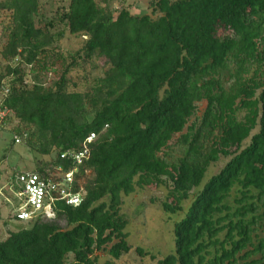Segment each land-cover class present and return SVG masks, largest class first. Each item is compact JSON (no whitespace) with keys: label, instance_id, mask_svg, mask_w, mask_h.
<instances>
[{"label":"trees","instance_id":"1","mask_svg":"<svg viewBox=\"0 0 264 264\" xmlns=\"http://www.w3.org/2000/svg\"><path fill=\"white\" fill-rule=\"evenodd\" d=\"M149 8L159 17L69 0L60 22L83 44L66 64L53 52L63 32L35 22L38 0L0 2L10 14L1 57L18 61L0 75V92L8 88L0 104L26 131L29 149L55 155L34 172L67 173L72 165L59 155L96 136L75 176L80 205L57 202L54 219L9 233L0 264H65L68 256L69 264H98L96 253H128L122 196L167 187L163 211L175 215L221 158L227 163L173 225V253L158 263L264 264V0H153ZM95 57L110 68L85 92L70 91L69 71ZM48 74L58 78L45 86ZM176 136L182 155L172 162Z\"/></svg>","mask_w":264,"mask_h":264},{"label":"rangeland","instance_id":"2","mask_svg":"<svg viewBox=\"0 0 264 264\" xmlns=\"http://www.w3.org/2000/svg\"><path fill=\"white\" fill-rule=\"evenodd\" d=\"M2 1L4 0H0V2ZM116 1L120 2L122 7L116 9L117 4H115L113 5L115 9L111 7L110 9L117 10V12L121 9L128 10L127 7H124L125 0ZM138 1L141 3L140 8L134 14L138 16L149 15L151 19L159 17L158 14L152 15L151 9L146 8L151 0ZM95 2L98 5L102 4V0H95ZM68 4L69 0H38L39 16L35 19L36 24L40 26L51 23L52 28L49 30L52 33L63 32V38L55 43L53 52L61 54L65 58L66 64L71 62L72 58L75 57V53L83 44L82 38L70 36L60 22V16L67 11ZM9 24L10 14L0 12V75L5 74L7 66L14 67L18 63L17 60L5 61L1 57V51L7 41L8 32L6 29ZM77 64L68 74L70 80L69 90L75 92H85L94 79L103 77L104 73L110 68L103 58L96 57L86 63L78 60ZM55 68L60 73V67L55 65ZM24 69L25 72L28 71V69ZM57 78L58 74H48L41 81L45 83V86H50ZM24 80L28 85L31 84L30 77H25ZM9 82L10 79L6 78L2 85H8ZM2 99L3 96L0 92V103ZM204 108L205 102L197 105L196 118H200ZM16 128L22 131V135H27L24 128L19 126L12 117L0 128V241L6 239L9 233L29 226V224L10 221L13 211L18 205L17 199L13 198L10 187H8L12 175L18 172H34L37 167L49 164L55 159L53 153L49 156H42L29 149L25 145V140L20 144H14L12 135L15 134L14 130ZM255 133H257V130L253 131L251 135ZM178 138V136L174 137L170 143L168 160L172 162L182 155L181 150L175 145ZM248 144L249 139L243 143V148ZM227 161V159L221 158L217 163L210 165L200 186L191 191L189 199L182 203V211L175 215L163 211V204L171 203L167 187L137 188L132 195L122 196L120 214L127 221L124 233L127 234L126 242L131 249L128 253H121L120 255H115L109 249L96 253L98 264H159V261L172 254L174 249L173 225L183 219L197 194L209 179L224 167ZM7 198L8 200H5ZM230 199L233 200V198ZM104 202L108 203V199H105ZM259 233L260 236H264L263 230ZM219 238L222 239V235ZM136 249H140L143 255L139 256L135 251ZM71 261L72 256H68L65 264H69Z\"/></svg>","mask_w":264,"mask_h":264},{"label":"built area","instance_id":"3","mask_svg":"<svg viewBox=\"0 0 264 264\" xmlns=\"http://www.w3.org/2000/svg\"><path fill=\"white\" fill-rule=\"evenodd\" d=\"M1 93L5 97L8 88L3 86ZM10 116L11 112L0 104V128L7 123ZM26 138V134L12 135L14 144H20ZM95 138V134H90L79 150H67L59 155L61 160L72 165L71 170L67 173L63 172L61 167L47 168L41 172L14 173L8 187H10L13 198L17 199L18 205L14 209L11 219L25 224L38 218L54 219V206L57 202L78 207L85 194L82 190L78 193L72 191L74 183L79 184L75 181V176L79 172V168L89 160V146Z\"/></svg>","mask_w":264,"mask_h":264},{"label":"crops","instance_id":"4","mask_svg":"<svg viewBox=\"0 0 264 264\" xmlns=\"http://www.w3.org/2000/svg\"><path fill=\"white\" fill-rule=\"evenodd\" d=\"M108 4L111 8L115 9V7H113V5L117 4L116 9H119L120 6L122 7V4H120V2L116 1V0H107ZM125 5L124 7H127L128 10L135 16H138L137 14H134L137 12V9L140 8V2L138 0H125ZM151 2H153V0L148 2V6L146 8H149V5L151 4ZM142 16V15H141Z\"/></svg>","mask_w":264,"mask_h":264}]
</instances>
